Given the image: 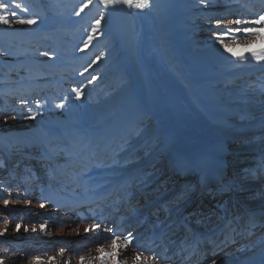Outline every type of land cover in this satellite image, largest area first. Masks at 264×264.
<instances>
[{
	"label": "rangeland",
	"instance_id": "rangeland-1",
	"mask_svg": "<svg viewBox=\"0 0 264 264\" xmlns=\"http://www.w3.org/2000/svg\"><path fill=\"white\" fill-rule=\"evenodd\" d=\"M0 2L7 4L0 8L7 20L0 22V223L5 209L21 206V184L12 176L40 181L52 172L45 165H60L68 153L91 167L99 148L106 143L108 151L117 144L120 162L114 170L154 167L160 150L154 136L162 139L156 131L169 121L155 112L145 74L129 46L139 29L128 4ZM149 2L162 21L159 47L166 66L195 109L209 117L208 106L214 107L218 124L207 123V128L214 133L221 128L238 137L240 147L251 148L255 134L264 130V60L249 52L233 55L225 45L241 52L237 45L254 39L243 29L264 28V22L254 23L264 15V0ZM27 20L35 23H21ZM125 56L131 58L137 87ZM137 89L145 92L149 107L134 98ZM38 185L47 198L48 186ZM176 186L182 184L174 180L163 186L162 199ZM0 264L8 263L0 256Z\"/></svg>",
	"mask_w": 264,
	"mask_h": 264
},
{
	"label": "bare ground",
	"instance_id": "bare-ground-1",
	"mask_svg": "<svg viewBox=\"0 0 264 264\" xmlns=\"http://www.w3.org/2000/svg\"><path fill=\"white\" fill-rule=\"evenodd\" d=\"M129 8L139 29L130 49L145 74L155 112L166 115L164 121L168 117L169 122L160 125L182 130L200 144L209 128L206 124H218L214 107L208 106V120L166 66L159 47L162 21L155 16L156 8L149 0L143 9ZM134 96L149 107L142 89ZM218 130L231 139L239 155L229 162L224 176L213 180L196 173L195 181L180 177L177 165L163 151L166 141L156 135L160 150L154 167L114 170L120 162L115 153L118 146L106 151L105 143L91 167L68 153L60 165L49 160L45 166L52 172L40 176V181L14 174L13 180L22 188L17 202L21 206L4 210L1 258L8 264H81V258L83 264H100L98 249L112 251V240L119 237L116 259L120 264L250 263L264 245V235H259L264 229V130L255 134L249 149L240 147L238 137ZM174 180L182 187H174L162 199V187ZM37 182L48 186L47 198L40 194ZM188 191L192 193L187 197ZM205 214L211 216L203 218ZM248 226L254 227L252 232L244 233ZM229 227L235 231L234 245L227 244Z\"/></svg>",
	"mask_w": 264,
	"mask_h": 264
},
{
	"label": "snow or ice",
	"instance_id": "snow-or-ice-1",
	"mask_svg": "<svg viewBox=\"0 0 264 264\" xmlns=\"http://www.w3.org/2000/svg\"><path fill=\"white\" fill-rule=\"evenodd\" d=\"M103 3L107 4H115L120 2V0H102ZM123 3L128 4L129 6H134L139 9H143L146 6H148V0H123ZM17 8L20 7L19 4L16 5ZM0 8H7V4L0 2ZM13 16H15L17 13L13 11L11 13ZM0 22H5L7 23V20L5 17L0 16ZM264 22V15H261L258 20L254 21L256 24H260ZM21 23H27V24H33L35 21L33 20H27V21H21ZM237 24L240 23V21H236ZM237 31H240V29H237ZM243 32L245 33H251L254 36V39L251 40L248 44L245 45H237L238 48H242L241 52L235 51L232 47H229L228 45H225L226 49L231 52L233 55H243V52H249L252 55L256 56L257 59L264 60V28H244ZM131 235V234H130ZM119 237L116 239L112 240L111 243V249L112 251L106 252L103 248L98 249L100 251L101 256L99 257L100 259V264H120V261L116 259V257L119 255V248L120 245L117 243V240ZM127 242L125 243L124 247H127ZM106 258H111L110 261L109 259ZM139 259V257H137ZM81 264H83V258H81Z\"/></svg>",
	"mask_w": 264,
	"mask_h": 264
}]
</instances>
